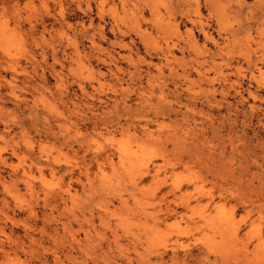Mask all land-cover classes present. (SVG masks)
I'll return each mask as SVG.
<instances>
[{
  "label": "rangeland",
  "instance_id": "rangeland-1",
  "mask_svg": "<svg viewBox=\"0 0 264 264\" xmlns=\"http://www.w3.org/2000/svg\"><path fill=\"white\" fill-rule=\"evenodd\" d=\"M237 1L0 0V264H264V93L194 72L264 39Z\"/></svg>",
  "mask_w": 264,
  "mask_h": 264
},
{
  "label": "bare ground",
  "instance_id": "bare-ground-1",
  "mask_svg": "<svg viewBox=\"0 0 264 264\" xmlns=\"http://www.w3.org/2000/svg\"><path fill=\"white\" fill-rule=\"evenodd\" d=\"M142 2V0H141ZM149 2V1H148ZM189 2V0H182V2H180V6L183 5V3H187ZM220 2H223V0H204V6L210 11V13H212L213 11H215L218 15H221L219 12L221 11V8H223V4H220ZM104 2L101 1L100 2V6L103 7ZM188 8L191 6L190 3H187ZM246 6V0H238L236 7L238 9H240V11L242 10V7ZM253 8L255 9L254 13H251L247 18L252 21V22H257L256 18H264V0H256L255 5L253 6ZM193 14L196 15L197 14V9L192 10ZM191 11H185V13L182 14V16L184 18H191ZM212 18V17H210ZM264 20V19H263ZM260 21V20H259ZM258 23V22H257ZM262 24V23H261ZM263 25V24H262ZM259 26V25H258ZM261 26V25H260ZM253 28V24L251 26ZM250 24L247 25V32L250 31L251 28ZM210 25L208 24H204V23H200V31L203 34V37L205 39V41L207 42H211L213 45L217 46L218 50V54L219 57L221 59V62L219 64H216L214 62V58H213V54L209 55V58L211 59V62L209 63L207 60H204L203 62H199L196 61L195 64L197 65V67H194V72L196 73V75L199 78H205L206 75L211 71L214 72V78L213 79H209L207 78V81L210 83H213L215 80H217L218 78H220L219 80L221 82H223L224 84L229 82L230 77L233 76L234 80L233 82L230 83L229 87H232L235 91L236 95H239L241 100L242 99V93L239 90V88H241V84L243 82V80H246L248 82V84L250 85L249 87L253 90H251L250 88L245 89V92L248 96L249 99H251L252 101H255L257 99H260V95L259 93H264V70L261 67H257V63L255 62L256 60L263 62L264 63V39H262V41L256 42V47L254 49L250 48L249 43L247 42V44L244 46V50L243 48H239L236 50L235 48V44L232 45V49H228L227 47H230L229 41H227L224 46H219L218 43L216 42V40L212 37V33L209 31ZM256 33H259V35L264 33V28H257L256 29ZM250 38V36L248 37ZM223 42H225L226 40H222ZM239 47V46H236ZM208 51V50H207ZM209 52V51H208ZM166 56H165V60L166 62L168 61L167 59V54L173 55L171 49H167L166 51ZM252 55L255 56V59H253ZM247 64L248 66H251L248 68V73H246L243 69L242 66H237L238 63L242 62ZM234 63H236V66L234 65ZM203 64H207L208 65V69H204V65ZM252 67H254V71H252ZM183 76L184 78H188V76L190 75V72H186L187 70L183 69ZM255 84V87H253L251 84ZM238 87V88H237ZM227 90V86L225 85H220L219 89H213L212 90V103H215L216 106L220 107V105H222V101H215V93L219 92L220 96H221V100H223V98H225V93ZM211 100H207V103H210ZM228 104V103H227ZM222 107V106H221ZM250 109H254V106L251 104ZM231 140V139H230ZM231 145L233 140L230 141ZM263 144V143H260ZM258 144V145H260ZM238 147H235L234 149H231V155L235 156L236 154L234 153V150H237ZM211 154H214L213 152H211ZM224 155L223 152L220 151V153L218 154V156H216L213 160V163H215L216 160L219 156H220V160L223 159V157H221V155ZM245 156V154L242 152H240V155H238V157H243ZM247 158V156H245ZM219 160V161H220ZM181 163L185 162L181 161ZM187 163V162H186ZM241 162H239L240 164ZM212 168L209 170L210 172H212L213 176L215 177H220L221 174L218 173V171H216L215 169H213V165H211ZM216 168V167H214ZM240 171L237 174L238 178L245 177L248 174V171L246 172V170L241 169V164L239 167ZM234 169H232L230 172H232ZM250 175V174H248ZM252 176L254 177V174H252ZM251 176V178H252ZM220 191L225 192L226 190L223 188H220ZM260 207H264V204H261ZM230 223V222H229ZM238 235V234H237ZM236 235V236H237Z\"/></svg>",
  "mask_w": 264,
  "mask_h": 264
}]
</instances>
